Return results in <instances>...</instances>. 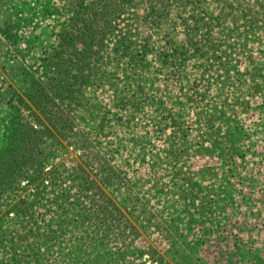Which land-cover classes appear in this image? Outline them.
Returning a JSON list of instances; mask_svg holds the SVG:
<instances>
[{"label": "rangeland", "instance_id": "374dc122", "mask_svg": "<svg viewBox=\"0 0 264 264\" xmlns=\"http://www.w3.org/2000/svg\"><path fill=\"white\" fill-rule=\"evenodd\" d=\"M203 2L220 15L215 0ZM69 9L70 0H0V152L23 144L27 125L61 161L82 162L88 147L102 166L100 180L90 174L103 193L96 198H109L130 223V264H264V22L245 31L229 16L212 30L176 24L174 43L156 32L137 67L112 60L101 83L60 99L49 62ZM5 28L14 30L9 40ZM212 35L226 41L207 55ZM103 46L97 55L106 56ZM37 80L46 85L38 99ZM0 189L1 229L17 233L28 222L8 211L29 190L7 204ZM49 245L46 254L65 259L64 239Z\"/></svg>", "mask_w": 264, "mask_h": 264}, {"label": "trees", "instance_id": "16d2710c", "mask_svg": "<svg viewBox=\"0 0 264 264\" xmlns=\"http://www.w3.org/2000/svg\"><path fill=\"white\" fill-rule=\"evenodd\" d=\"M215 1L219 16L209 11L211 4L204 6L203 0H70L69 22L63 26L54 49L55 57L49 62L55 67V83L50 88L60 93V99L72 94L79 99L80 86L88 85L89 81L101 83L112 60L128 59L134 67L140 65L150 53V40L156 32L164 29L166 45L174 43L176 24L212 30L216 24L227 25L229 16L234 25L244 24L245 31L247 25L264 22V0ZM183 13L191 16L183 18ZM12 31L5 28L1 33L9 40ZM207 40V55L217 42L223 45L226 41L213 35ZM109 41H114L113 49H109ZM101 46L106 56L97 55L95 48ZM171 53L176 58L180 48ZM129 66L127 63L126 68L130 69ZM36 84L40 88L38 99L46 85L39 80ZM16 118L18 126L25 122L21 114ZM67 128L59 124V131ZM25 131L28 138L23 144L11 141L7 150L0 152V188L7 187L11 196L7 204H12L18 193L29 190V197L18 199L8 211L12 220L28 222L21 226L25 229L11 233L0 226V264H130L126 262V254L132 243L124 234L130 223L109 198L100 202L103 193L98 195L99 186L95 189L90 174L100 177L98 171L102 166L94 168L96 162L87 154L88 147L82 148V162L68 163L52 157V149L45 151L41 147L48 144L42 130L27 125ZM11 132L13 138L19 130L11 128ZM82 141L76 143L83 147ZM96 196H101L100 200ZM121 234L123 241L119 239ZM61 239L67 250L64 260L51 256L52 252L46 254L48 245Z\"/></svg>", "mask_w": 264, "mask_h": 264}]
</instances>
